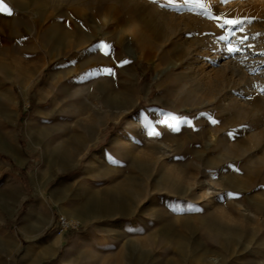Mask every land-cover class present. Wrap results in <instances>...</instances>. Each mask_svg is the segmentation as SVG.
<instances>
[{
    "label": "rangeland",
    "instance_id": "obj_1",
    "mask_svg": "<svg viewBox=\"0 0 264 264\" xmlns=\"http://www.w3.org/2000/svg\"><path fill=\"white\" fill-rule=\"evenodd\" d=\"M3 3L0 264H264V0Z\"/></svg>",
    "mask_w": 264,
    "mask_h": 264
},
{
    "label": "bare ground",
    "instance_id": "obj_2",
    "mask_svg": "<svg viewBox=\"0 0 264 264\" xmlns=\"http://www.w3.org/2000/svg\"><path fill=\"white\" fill-rule=\"evenodd\" d=\"M113 17V15H112V13L111 12H106V13H104V14H102V16H100V18H102L103 20H109V19H111ZM126 22L125 21H123V22H120L119 23V29H125V28H128V27H130V26H132V25H130V24H125ZM133 30V27H131V28H129V31H132ZM214 45L213 46H215L216 47V49L218 48V50L220 51V50H223V47H222V44H221V42H216V41H214V40H212L211 41ZM224 45V44H223ZM221 53V52H220ZM225 55V54H224ZM211 57V56H210ZM213 60H218V56L215 58L214 57V59ZM244 61V60H243ZM241 60H240V58H235V59H233V60H231L230 61V65H226L225 67H224V70H226V71H230V72H232L233 74H236V75H243L244 73H243V65L241 66ZM250 89H252V88H250ZM254 89V88H253ZM144 126V124L141 122V121H139V122H137V127H143ZM100 203H102V201L100 202ZM112 203V202H111ZM108 204V203H107ZM103 205V204H102ZM109 205H107V207H108ZM103 207H106V206H103ZM106 207V208H107ZM117 207V206H116ZM105 208V209H106ZM111 208V207H110ZM118 208V207H117ZM75 223V222H74ZM75 227H77V225H76V223H75Z\"/></svg>",
    "mask_w": 264,
    "mask_h": 264
},
{
    "label": "snow or ice",
    "instance_id": "obj_3",
    "mask_svg": "<svg viewBox=\"0 0 264 264\" xmlns=\"http://www.w3.org/2000/svg\"><path fill=\"white\" fill-rule=\"evenodd\" d=\"M222 3H227L228 0H221ZM0 13H7L9 15H11V9L3 3V0H0ZM216 19H222L221 17H216ZM245 22H248V23H251V18H245V19H240V18H235V19H226L224 20V23L227 24V25H231V26H237V25H240L242 23H245ZM221 39L223 40H228V37L227 36H224V37H221ZM246 39V38H242L241 39V43H243V40ZM105 47H110V46H105ZM239 49L235 48V47H228L227 51L229 53H232V52H235V51H238ZM107 54V53H106ZM123 63H128V61H124ZM107 72V74L111 75V69H107L105 70ZM184 123H187V121H184ZM215 123V121H214ZM173 130L175 131H178V128H174Z\"/></svg>",
    "mask_w": 264,
    "mask_h": 264
},
{
    "label": "built area",
    "instance_id": "obj_4",
    "mask_svg": "<svg viewBox=\"0 0 264 264\" xmlns=\"http://www.w3.org/2000/svg\"><path fill=\"white\" fill-rule=\"evenodd\" d=\"M60 221H61L62 227H64V229H66V228H68V227H71V226L75 227V225H74V224L72 225V222L69 221V220H68L67 218H65V217L61 218Z\"/></svg>",
    "mask_w": 264,
    "mask_h": 264
},
{
    "label": "crops",
    "instance_id": "obj_5",
    "mask_svg": "<svg viewBox=\"0 0 264 264\" xmlns=\"http://www.w3.org/2000/svg\"><path fill=\"white\" fill-rule=\"evenodd\" d=\"M2 236V235H1Z\"/></svg>",
    "mask_w": 264,
    "mask_h": 264
}]
</instances>
